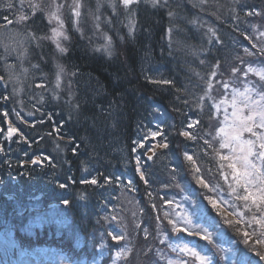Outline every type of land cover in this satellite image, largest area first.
I'll return each mask as SVG.
<instances>
[{"label": "trees", "instance_id": "1", "mask_svg": "<svg viewBox=\"0 0 264 264\" xmlns=\"http://www.w3.org/2000/svg\"><path fill=\"white\" fill-rule=\"evenodd\" d=\"M34 1L21 5L28 20L24 31L34 34L27 44V57L21 58L7 46L5 36L17 28L14 21L20 18V0H0V236L21 231L31 211H44L53 204L75 232L88 235L103 230L111 247L106 264H154L159 263L160 245L163 248L174 239L166 210L180 202L201 228L209 226L211 236L208 241L202 233L180 231L189 241L186 247L196 251L203 246L212 257L215 247H225L236 259L222 264H243L242 253L235 254L231 247L234 228H242L228 225L209 198L235 217L240 205L251 217L258 219L262 214L245 207L250 200L237 198L245 190L234 180L230 162L220 158L228 154L220 147L218 125L222 120L211 101L223 100L225 85L234 77L243 82L239 75L249 67L256 71L264 68L257 60L264 59V36L260 35L264 15H246L253 8L264 13V0H167L157 6L138 0L131 7L136 13L134 32L122 39V44L113 41V55L97 51L89 40H78L64 56L70 86L57 97L51 50L37 44L48 25ZM245 49L254 59L248 60L251 56ZM22 62L32 65L26 80L31 86L18 96L9 78L13 70L21 73ZM233 68L238 69V76L233 77ZM44 72L50 75L44 77ZM196 121L199 123L189 129ZM9 122L20 130L23 140L19 133L6 138ZM186 130L196 138L179 134ZM155 131H161L166 141L149 135ZM165 142L168 148L156 150L148 160L154 144ZM185 152L193 156L195 164L185 158ZM37 158L41 162L33 164ZM262 165L264 172V160ZM141 171L147 184L140 178ZM201 177L208 187L198 183ZM93 178L96 185L81 182ZM254 222L245 232L256 230V240H264L260 235L264 228ZM109 232L124 238L113 241ZM18 240L25 242L10 255L14 258L55 245L51 239L35 243ZM116 251L124 252V260L114 259ZM244 251L248 250L240 248L239 252ZM204 253L199 252L201 256ZM162 254L167 259L172 253L166 248ZM174 255L184 261L190 258ZM246 258L248 264H259ZM2 260L0 255V264Z\"/></svg>", "mask_w": 264, "mask_h": 264}, {"label": "rangeland", "instance_id": "2", "mask_svg": "<svg viewBox=\"0 0 264 264\" xmlns=\"http://www.w3.org/2000/svg\"><path fill=\"white\" fill-rule=\"evenodd\" d=\"M26 1L27 0H20L19 2L21 8H19L20 11L18 12L19 17H27L26 11H24L23 6H21L24 5ZM137 1L138 0H135L133 4ZM148 1L152 4V6H157L167 0ZM34 2L35 5L41 9L39 11L44 12V18L48 25L47 32L38 36L39 39H37V44H40L38 47L44 46L47 47L46 49L51 50L50 59L52 60V67L54 68H52L54 70L52 76L56 97L59 96L61 92L66 91L68 86H70V80L67 74L68 69L63 65L64 56H66L68 52L75 47L78 40H89L92 42L97 51L105 55H113L114 53L110 50L113 48L114 51L115 45L113 44V41L115 40L122 44L123 41L121 42V40L125 39L129 34H132L136 25V13L133 9L131 10L133 4L126 8L124 7L122 0H35ZM76 11H79V16L75 14ZM32 14L34 15L35 13ZM69 16H71L72 21L68 18ZM57 17L59 19H57ZM27 21V19H16L14 24L17 25V28H15V26L13 29L8 30V33L5 34L8 38L7 46H9L12 51L19 54L21 58L27 57L29 52L27 44L33 40L32 35L34 36L33 33L31 34L28 31H24V26L27 27ZM52 29H56L57 31L63 33L62 36L57 38L60 48L57 47V42L51 39L53 36ZM65 37L67 38L65 39ZM34 44L37 45L36 43ZM61 48H63V51L60 50ZM119 48L122 51L123 47ZM250 56L251 58H248V60L254 59L255 55ZM257 60L264 63L263 56L257 58ZM24 62L21 63V73L15 74L13 70V73H10L9 78L13 84V91L18 92V96L22 94L25 88L28 89V87L31 86L27 85L26 80L28 77L27 74L32 68V65L30 63L25 64ZM255 65L260 66L257 62ZM11 68H13V66H11ZM257 72H264V68L262 67L257 71L254 69L253 72H244L239 75L243 82H239L236 80V77H234V75L238 76L236 71L233 74L234 79L231 80L230 85L223 88V100L211 101L216 110V114L222 120L221 125H218V132L222 143L225 139V133L229 136L232 135V128L230 125L232 124L233 99L235 98L238 107L243 108L245 103L244 96L248 97V102L259 101L260 96L257 95V93H264V80H261L260 76L256 74ZM245 73H247V75H245ZM47 74L49 73L44 72L42 73V76L45 75L44 77H47ZM37 86H39V84ZM241 93L244 95L241 96ZM244 114L248 115L247 108H244ZM222 128L224 129V132L220 131ZM253 131L257 133H264V129L260 128H254ZM241 139L255 141L258 150L259 141H257L256 137L252 136L251 133L244 132ZM157 145L158 143L154 144L156 150L160 149L159 147H156ZM234 146L239 147L238 145ZM224 149L227 150L228 155L233 154L231 147ZM151 155L152 151L147 154V157ZM250 159L253 163L257 164L261 173H264L262 172L263 160L255 156ZM250 190L255 191L256 187ZM187 199L193 204L190 198ZM181 203H184V201ZM182 205L184 204H180V202H178L172 205V208L168 207L169 209L166 211L169 213L166 214V218L169 219L171 223L175 222L177 227L187 229V233L193 231L198 232L200 230L203 234V229H206L207 233H209V226L201 228L199 226V221L193 217L190 210L188 208L185 210ZM217 206L219 211L226 218L225 220H231L233 222L231 224L228 223V225L237 224L242 228V230H240L239 227H236L237 225L235 226L237 229L234 228L236 232L234 231V240L231 241V247L235 251V254L242 253L243 255L244 259L241 263L248 264V258H246L248 256L249 258L256 259L257 263L264 264V260L260 259V255H264V244L256 243V239L258 238L256 230L249 233L250 239H248L247 243L245 242V230L248 232L250 231L247 228L251 224L253 225L254 220L247 208L242 209L241 211L240 205L238 212L235 213L237 217H235L233 214H230L231 212H228L223 205L217 204ZM249 206L254 212L264 215V211L258 210L251 201ZM203 207L205 209V206ZM66 218L67 217L64 216L63 212L53 204L49 205L44 211H31L29 221L26 226L22 227L21 231L17 229L12 231L11 234L0 236V255L5 264H106L105 259L109 254L111 247L103 235V230L97 229L88 235H84L80 231L75 232L72 230L74 229L73 227H68V221L67 224L63 221V219ZM187 220H191V223H186ZM218 221L221 222L220 218H218ZM254 224L256 223L254 222ZM173 232L174 239L167 241L165 247L163 248L160 245L158 254L156 255L158 262L160 264H195L193 263V261H195L197 264H200V261L190 252L182 251V249L185 248L190 249L185 246L189 242H186V236L176 231ZM20 237L31 240L30 242L32 243L43 242L47 239H51L53 241L52 243L55 245L52 244L48 248H42V250H34L30 254H21L20 257H16L17 259L14 260V256L10 255L13 254L17 248L20 249V244L25 242L18 240L21 239ZM166 248H169L172 253L170 258L167 257V259L162 254V251ZM240 248H245L248 251L239 252ZM255 248H258L259 250H255L257 251L255 252ZM200 251L205 252L203 256L208 258L209 264H222L226 260L236 259L234 252L225 247H215L213 257L209 255L208 249L203 246H198L195 252L199 253ZM118 252L119 251H116L113 256L114 259H117L119 262L120 259L124 260L126 256L124 252H119L120 255L117 256ZM174 253H182L190 258L184 261L181 257L174 255ZM258 253L260 255H258ZM152 263L159 264L156 261H153ZM108 264L117 263L111 262Z\"/></svg>", "mask_w": 264, "mask_h": 264}, {"label": "snow or ice", "instance_id": "3", "mask_svg": "<svg viewBox=\"0 0 264 264\" xmlns=\"http://www.w3.org/2000/svg\"><path fill=\"white\" fill-rule=\"evenodd\" d=\"M135 2V0H122V3L124 5V7H128L129 5L133 4ZM9 7H11V5H9ZM77 16L80 15L79 11H76L75 13ZM171 15V13H170ZM247 16H262L264 15V13L258 12L255 10V8H253L252 11L247 12L246 13ZM5 19L7 20V18L5 17ZM20 19L25 20L27 19V17H20ZM57 19H59L57 17ZM9 23H11V21H9ZM62 23V22H61ZM131 31V30H130ZM53 32V36L51 37V39H53L54 41L57 42V47L60 48V44L58 41V37L62 36L63 33L60 31H57L56 29H52ZM215 33H213L214 35ZM261 36H264V32L260 33ZM67 37H65L66 39ZM248 39H251V37H247ZM253 47H255V45H253ZM61 51H63V48L60 49ZM245 53L247 55H253L252 52H250L248 49H245ZM262 54H264V46H262ZM216 67H219V64H217ZM236 71H238V69L233 68L232 72L235 73ZM248 72H253L254 69L249 67ZM258 76H260L261 80H264V72H257L256 73ZM212 75H216L215 72L212 73ZM245 75H247V73H245ZM0 79H2V77H0ZM163 83H170V81H163ZM225 87H227V85H225ZM241 96H243L244 94L241 93ZM257 95L260 96V100L259 101H251L248 102V97L244 96V105L243 108H240L237 106V102L235 100V98L233 99L232 102V107H233V112H232V124L230 125V127L232 128V135H228L227 133H225V139L224 142L220 144L221 148H232V155H228V156H224L222 155L220 158L222 160H228L230 161V163L228 164V167L232 169V176L234 178V180L236 181V183L238 185H241L244 190H245V194L243 196H238L237 198L240 200H243L245 202L247 201H251L253 205H255V207L258 210H262L264 211V173H261L260 169L257 168L256 164L252 162V160L250 159L251 157L255 156L261 160H264V133H257L255 131H253L254 128H260V129H264V93H257ZM4 99H7V97H4ZM244 108L248 109V115L244 114ZM5 116H7V113H4ZM19 115V114H17ZM199 122L196 121L193 124H189L188 128L191 129L193 127H195ZM221 132H224V129H220ZM244 132H248L251 133L252 136L256 137V140L259 141L258 144V150H257V144L255 141L253 140H242V134ZM20 134L21 139L23 140V134L20 133V130L18 128H16L15 126L12 125L11 122L8 123V127H7V131H6V138L7 139H11L14 135L16 134ZM0 134H3V129H0ZM180 135L184 136L187 139H195L196 137L193 136V134L190 131H183L179 133ZM149 135L152 138H155L157 136H161L162 139H164L166 141V137L163 136V133L161 131H155V132H150ZM234 145H238L239 147H235ZM140 147H143L144 145L141 143L139 144ZM156 147H159L161 149H167L168 148V143H161L159 145H157ZM0 151H3L2 148H0ZM76 149H73V152L75 153ZM152 151V155L148 156L147 159L148 160H152L153 156L156 155V149L155 147H153L151 149ZM185 158L188 161H191L193 164H195V160L193 159L192 155H189L187 152L184 153ZM139 157H137V162H138V166H137V171H140V166H139ZM40 159H34L32 161L33 164L36 163H40ZM239 165V167H238ZM223 167V166H222ZM197 172H199V168L196 169ZM140 178L144 181V183H148V180L145 178L144 173L141 171L140 172ZM106 182H110L111 178L110 177H106L105 178ZM82 183H91L93 185H96L98 183L97 179L93 178L90 181L88 180H84L81 181ZM198 183L202 184L204 187H208V183L207 181H205L202 177L198 179ZM255 185L256 186V190L255 191H251L250 188ZM60 187H64V185H60ZM233 192L236 191L235 188H233L232 190ZM210 199V203L212 204L213 208L217 207V202L215 200ZM64 204H68V201L65 200L63 201ZM166 203L171 204V201H166ZM155 207V206H153ZM245 207H250L247 203H245ZM242 215V213H241ZM115 219V218H113ZM255 223L259 224L261 226V228H264V215L260 216V218H255L253 217ZM227 223L231 224L233 223L231 220L226 221ZM173 223V231L179 232V231H187V229H181L179 227L176 226L175 222ZM186 223H191V220H187ZM203 235L202 238L204 240H211V236L207 233L206 229L202 230ZM197 235H201V232L198 231L196 233ZM108 235L111 237V239L113 241H120L123 240V236L122 235H113L111 232L108 233ZM261 236H264V232L260 233ZM244 236L246 237L245 242H248V239H250V234L248 232L244 233ZM257 244H264V240L262 239H258L256 241ZM182 251H188L190 252L193 256H195L199 261L200 264H209L208 258L201 256L198 252H195L194 250L191 249H182ZM120 253H117V256H119ZM258 255H260L258 253ZM260 259L264 260V255H260Z\"/></svg>", "mask_w": 264, "mask_h": 264}]
</instances>
